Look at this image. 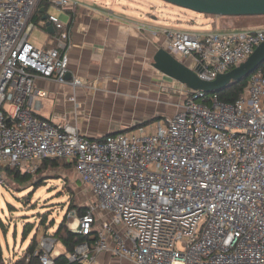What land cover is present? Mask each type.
<instances>
[{
  "label": "built area",
  "instance_id": "2783aa9c",
  "mask_svg": "<svg viewBox=\"0 0 264 264\" xmlns=\"http://www.w3.org/2000/svg\"><path fill=\"white\" fill-rule=\"evenodd\" d=\"M42 1L72 16L79 6L0 0V167L35 174L47 158L73 163L96 202L69 230L95 231V241L77 244L67 260L91 264L109 252L134 264H264V61L234 102L181 89L183 102L172 116L92 139L75 122L35 114L46 96L36 78L87 85L68 75L72 16L46 15L55 46L30 42ZM161 32L167 51L190 59L186 65L205 81L238 66L264 41V26ZM36 241L39 263L56 264V240L42 232Z\"/></svg>",
  "mask_w": 264,
  "mask_h": 264
},
{
  "label": "crops",
  "instance_id": "0c3cea01",
  "mask_svg": "<svg viewBox=\"0 0 264 264\" xmlns=\"http://www.w3.org/2000/svg\"><path fill=\"white\" fill-rule=\"evenodd\" d=\"M78 3L74 16L66 8L58 10L57 16L64 20L72 16L68 75L87 85L72 88L36 78L35 88L46 92V96L39 98L35 114L52 123L75 122L82 134L96 139L176 113L183 102L181 89L187 87L153 66L156 51L168 50L161 30L174 27L118 14L97 0ZM36 12L45 16L48 6L42 1ZM43 21L42 26L35 27L47 36L45 44L39 47H53L57 32L54 27L52 32L48 31ZM214 30L227 31L214 28L201 32ZM184 61L190 63V59ZM91 264L134 263L100 252Z\"/></svg>",
  "mask_w": 264,
  "mask_h": 264
},
{
  "label": "rangeland",
  "instance_id": "374dc122",
  "mask_svg": "<svg viewBox=\"0 0 264 264\" xmlns=\"http://www.w3.org/2000/svg\"><path fill=\"white\" fill-rule=\"evenodd\" d=\"M97 2L106 4L118 14L147 20L157 26L165 25L177 29L202 31L214 28H258L264 26V16L216 18L170 5L161 0H97ZM48 14L57 16L59 12L56 7L50 4ZM46 39V34L40 29L35 28L30 34V41L38 47L44 45ZM59 174L60 178L53 179L50 176L51 178H47L42 186L33 190L29 186L30 183L17 185L6 171L2 172L0 181V244L6 257L13 253L12 256H15V259L22 256L30 243V235L22 240V226L27 221L37 222L38 214H43L48 221L54 222V227L51 230H54L64 218H66V225L69 228L72 226V222L79 218L73 210L67 209L71 198L75 205L82 207L96 202V197L91 193L90 187L82 184L80 176H77L70 166H62ZM38 225L40 228L36 230V236L43 228L42 225ZM56 247L61 252L63 251L58 242Z\"/></svg>",
  "mask_w": 264,
  "mask_h": 264
},
{
  "label": "trees",
  "instance_id": "16d2710c",
  "mask_svg": "<svg viewBox=\"0 0 264 264\" xmlns=\"http://www.w3.org/2000/svg\"><path fill=\"white\" fill-rule=\"evenodd\" d=\"M43 3L45 4V6H49L47 2L43 1ZM246 17L248 18V17H261V16H232V17L224 16L220 18H246ZM32 20L35 23V25L38 27L42 26V23H44V21L42 20V15L37 12L34 14ZM235 29L246 30L253 28H230L223 30H235ZM246 81L247 78L239 82H233L230 86H228L224 90L216 92L219 96V99L223 102H234L243 93L244 87L246 85ZM60 161L63 163H61ZM62 166L65 167L70 166L74 170L73 163L71 162H68L61 158H47L42 162L40 168L35 174L22 173L18 170L10 169L8 167H0V172L2 176V172L6 171L12 177V180L15 183H17V185H24L30 183L29 186H31L32 189L34 190L42 186L43 183L46 182L47 178H51V177L53 179L60 178L61 176L59 174V170L62 168ZM67 209L69 211L73 210L78 217H83L84 215L87 214L89 208L88 206L82 207L75 205L73 198H71L69 200ZM38 224L43 226V228L39 230V234L44 232L45 235H49L53 237L56 240V242H58L62 246L63 251L56 257L55 259L56 264H74V263H70L67 260V254L72 252L74 250V247L81 242L87 241L89 243H93L95 241V231H92L88 235H82L70 231L66 225V218H64L61 222H59L54 230H51V228L54 227V222L48 221L46 216H44L43 214H38L37 222L27 221L22 226V231H21L22 240H25L30 235V243L25 249L22 256L18 259H15V256H12L14 255L13 253L12 255L6 257L3 253L2 246L0 244V264H40L37 255L34 254L37 244L36 230L40 228ZM15 233L16 232L14 230V236ZM5 234L6 231L4 235Z\"/></svg>",
  "mask_w": 264,
  "mask_h": 264
},
{
  "label": "water",
  "instance_id": "95a60500",
  "mask_svg": "<svg viewBox=\"0 0 264 264\" xmlns=\"http://www.w3.org/2000/svg\"><path fill=\"white\" fill-rule=\"evenodd\" d=\"M170 5L192 12L215 17L224 16H263L264 0H161ZM46 15L42 16V20ZM47 30L52 32L53 26L45 23ZM264 61V41L260 43L247 59L229 71L219 74L212 81L201 80L185 63L176 59L166 49L159 48L153 56V66L170 78L184 84L188 89L201 90L212 94L224 90L233 82H239L252 74ZM129 129L111 132L115 134ZM108 135V134H107Z\"/></svg>",
  "mask_w": 264,
  "mask_h": 264
},
{
  "label": "bare ground",
  "instance_id": "6f19581e",
  "mask_svg": "<svg viewBox=\"0 0 264 264\" xmlns=\"http://www.w3.org/2000/svg\"><path fill=\"white\" fill-rule=\"evenodd\" d=\"M75 224H76V221L73 222L72 226H75Z\"/></svg>",
  "mask_w": 264,
  "mask_h": 264
}]
</instances>
